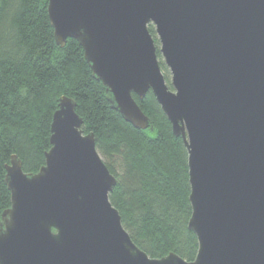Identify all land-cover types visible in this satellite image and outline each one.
<instances>
[{"label": "water", "instance_id": "1", "mask_svg": "<svg viewBox=\"0 0 264 264\" xmlns=\"http://www.w3.org/2000/svg\"><path fill=\"white\" fill-rule=\"evenodd\" d=\"M46 10L56 45L78 42L123 120L151 127L132 95L150 90L182 139L197 250L152 258L133 242L109 200L116 178L63 95L44 164L5 165L0 264H264V0H47Z\"/></svg>", "mask_w": 264, "mask_h": 264}, {"label": "trees", "instance_id": "2", "mask_svg": "<svg viewBox=\"0 0 264 264\" xmlns=\"http://www.w3.org/2000/svg\"><path fill=\"white\" fill-rule=\"evenodd\" d=\"M47 0H0V213L10 206L5 165L12 155L37 172L50 148V123L60 96L76 101L84 133L116 184L109 200L133 242L149 257L174 252L192 260L197 240L190 216L186 150L149 90L133 98L151 127L136 129L109 105L74 39L56 45ZM154 36V27L148 26ZM161 68L165 66L160 62ZM167 84L169 78L165 75Z\"/></svg>", "mask_w": 264, "mask_h": 264}, {"label": "rangeland", "instance_id": "3", "mask_svg": "<svg viewBox=\"0 0 264 264\" xmlns=\"http://www.w3.org/2000/svg\"><path fill=\"white\" fill-rule=\"evenodd\" d=\"M153 38L155 40V45H156V47L158 49L159 48V43H158V40H157V35L155 33H154ZM158 60H159V62L163 63V58H162V56L159 53H158ZM162 72H163L164 75H167L168 78H169V71H168V69L166 67H165V69H162Z\"/></svg>", "mask_w": 264, "mask_h": 264}]
</instances>
